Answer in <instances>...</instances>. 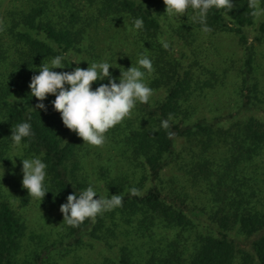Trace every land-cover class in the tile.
Here are the masks:
<instances>
[{"label":"trees","instance_id":"trees-1","mask_svg":"<svg viewBox=\"0 0 264 264\" xmlns=\"http://www.w3.org/2000/svg\"><path fill=\"white\" fill-rule=\"evenodd\" d=\"M4 1L0 264H54V254L67 256L93 243L113 251V259L102 264H264V23L251 44L245 33L257 27L254 12L264 10V0H229L228 8L210 10L209 32L202 31L192 14L170 20L163 0H27V9L15 8L12 0L10 7L1 9ZM137 18L143 28L129 31ZM113 27L125 33L124 39L134 38L133 53L122 57L137 61L139 55L149 56L153 71L146 83L153 93L164 92L162 99L138 103L106 133L127 170L115 176L109 167L96 168L95 174L87 171L90 147L64 126L51 103L55 96L43 101L47 111L35 110L40 101L31 98L29 88L38 67L57 55H65L66 69L71 70L77 67L71 65L73 57L79 58L81 68L105 60L93 53L94 32ZM227 34L238 38L242 52L240 66L230 60L223 71L238 79L233 90L236 110L198 118V99L225 84L219 70L210 68L209 46L201 42ZM104 54L106 61L115 63L110 53ZM125 69L111 68L110 73L119 77ZM100 83L108 81L93 83V89ZM165 120L167 128L161 124ZM22 122L31 124L32 135L16 149H21L22 158L40 156L47 164L50 192L41 200L43 207L60 208L68 195L89 184L102 195H121L122 206L78 227L63 223L60 243L43 241L45 236L29 229L14 204L30 205L27 190L17 192L12 201L4 185V177L15 167L10 160L11 129ZM132 188L139 194L131 195ZM121 237L125 243L114 244Z\"/></svg>","mask_w":264,"mask_h":264},{"label":"clouds","instance_id":"clouds-1","mask_svg":"<svg viewBox=\"0 0 264 264\" xmlns=\"http://www.w3.org/2000/svg\"><path fill=\"white\" fill-rule=\"evenodd\" d=\"M165 14L170 20H180L182 16L192 14L202 26V31L209 32L207 17L210 10H221L230 6L229 0H163ZM255 7V5H253ZM255 11L254 15H260ZM143 28V20L137 18L129 31L135 32ZM167 47V44L164 45ZM65 55H57L47 63L38 67V75H33L29 84L31 98H37L39 103L35 110L47 111L43 103L51 94L55 99L51 102L55 111L59 112L64 126L76 133L83 140V144L102 146L107 141L106 133L125 118L129 117L138 103L146 104L153 94V90L146 83V76L153 71V63L149 56L139 55L136 65L121 70L119 77H113L110 68H115L106 60L88 62L87 69L79 66L72 71L57 72L63 69ZM77 65L81 61L73 60ZM107 80L93 89L94 82ZM162 127H168V121L161 122ZM32 135L31 124L22 122L12 126L11 143L14 147L21 146L25 138ZM21 158L23 175L22 187L34 201H43L47 190V164L40 156L22 158L16 155L11 158L15 165V158ZM131 195H138L136 188L130 189ZM99 196L98 199L94 198ZM122 206V197L112 194L110 197L102 195L91 184L79 193L76 191L67 197V201L60 206L63 223L70 227H78L87 219H95L98 215L113 211Z\"/></svg>","mask_w":264,"mask_h":264},{"label":"rangeland","instance_id":"rangeland-1","mask_svg":"<svg viewBox=\"0 0 264 264\" xmlns=\"http://www.w3.org/2000/svg\"><path fill=\"white\" fill-rule=\"evenodd\" d=\"M12 0H5L3 5H1V9L5 7H10L11 5H16L17 9H27L28 6L26 4L27 0H14L13 4H8ZM261 10V9H259ZM183 17V16H182ZM182 17L180 20H182ZM1 23V18H0ZM264 23V11H261L260 15H257V21L254 28L245 30L247 37L249 38V44L252 43V40L256 34L257 28ZM103 27V26H102ZM121 29V28H120ZM118 28L113 27L110 31H103L100 29L98 32H94L95 44L92 47V50H95L93 53L96 55H106L104 53L108 52L113 56V60L115 63L116 70L119 66L125 68H130L136 65V59H127L123 58L122 55L126 56V54L133 53L134 49L131 45V37L129 35L124 39V34L122 32H118ZM119 33V34H118ZM134 40V38L132 39ZM205 46H209L207 50L209 54V63L211 65V69L216 68L219 70L218 72L225 77L223 81L225 82L224 86L218 88V92H208L205 96H202L198 99L197 104V117L198 118H208L213 119L217 116L227 115L232 112L233 109L236 110V106L238 104V97L234 94L233 90H236L238 86V79L234 73L224 75L223 71L226 68V64L230 60H234L237 66H240V58H241V49L238 44V38L233 34L221 35L215 40L206 39L204 42H201ZM264 50V49H261ZM73 60L79 61V58L73 57ZM100 61V60H99ZM73 64L77 65L75 62ZM262 68L260 70L261 83L264 85V59L261 60ZM80 65V64H79ZM77 65V66H79ZM89 67V65H87ZM81 67V66H80ZM82 68L87 69L86 65ZM111 70V68H110ZM64 71H72L71 69H58V72ZM105 81V80H104ZM97 84V82H94ZM220 93V94H219ZM164 96L163 91H159L153 93L150 97V101L162 99ZM2 131L0 132L1 135ZM2 138V137H1ZM89 154H87L85 159V165L87 171L90 173H97L96 168H106L109 167L108 171L111 176H115L119 172V170H124L126 172L125 165L120 158H117L115 154H117L118 150L112 144V141L107 137V141L102 146H90ZM17 147H13L11 154L15 157L16 155L22 156L21 149ZM113 158V159H112ZM15 167L13 172L9 174L8 177H4V185L7 190L9 196H11V200H15L14 196L17 192L24 189L22 187V179L23 175L21 172L22 162L21 158H15ZM124 167L122 169L121 167ZM96 174V179H97ZM182 179V177H181ZM15 206H17V211L21 217L27 220V224L29 225V229L33 230L36 234L42 235L44 237L43 241H47L48 245H52L54 242H61L62 237L60 235L63 233V214L60 212V208L53 207L50 209H46L42 206L41 201H34L31 199L30 205L28 207H21L18 202H14ZM113 240V239H112ZM114 244L117 243H125V239L123 237L113 240ZM58 252L57 255H53L52 260L54 264H102L106 259H113V251L106 248L105 245L99 243L88 244L85 247H79L78 249H74L67 256H62Z\"/></svg>","mask_w":264,"mask_h":264}]
</instances>
